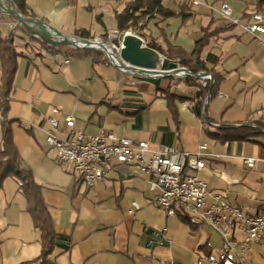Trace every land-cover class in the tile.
<instances>
[{"label": "crops", "instance_id": "crops-1", "mask_svg": "<svg viewBox=\"0 0 264 264\" xmlns=\"http://www.w3.org/2000/svg\"><path fill=\"white\" fill-rule=\"evenodd\" d=\"M79 1L84 0H36L29 6L34 19L74 37L76 27L69 35L63 32L70 9L62 8V3L69 8L72 4L77 7ZM197 1L198 6L208 9L205 12L215 19L212 30L223 28L220 24L223 19L213 10L220 2ZM226 3L236 7V19L242 17L244 9L249 15L253 10V2L246 6L235 0ZM97 17V23L103 25L102 15ZM1 18L6 19L7 25L4 33L0 30V36L4 37L11 29L8 18L0 12ZM207 22L208 19L202 28ZM80 28L89 31L92 38L110 33L105 28L96 31ZM199 29L188 33V28H181L169 43L190 52L200 38ZM29 33L27 30L18 32L14 42L20 57L11 88L8 118L13 121V143L21 166L30 169L36 183L42 186L43 201L55 234L71 240L67 251L53 250V264H210V259L221 261L223 258L224 264H237L234 252L222 255V238L218 232L191 221L184 223L179 215L168 217L153 201L146 177L139 176L135 166L110 170L103 180L86 189L78 182L73 167L58 162L55 152L44 142L43 122L51 107H56L73 117V130L86 136H94L103 128L133 141L148 140L153 150L175 146L188 153L201 152L205 168L198 173L199 177L211 190L223 193L228 204L258 215L264 213V151L260 150L264 138L258 139V143L201 142V120L185 106L188 102L195 111H201L195 98L198 87L189 86L185 79L171 83L172 94L188 99L177 105L180 125L176 129L164 94L150 82L161 80L159 86L165 89L168 82L162 79L166 77H135L137 75L131 72L107 64L104 58L94 63L81 57L55 59L30 40L31 36L39 39ZM182 34L185 39L177 38ZM252 42L257 44L255 51L241 54L236 65L228 69L226 62L234 57L235 47L250 46ZM209 52L221 57L216 67L218 73L232 75L241 82L238 93L232 94L220 119L211 115L210 118L216 124L243 123L249 114L264 107V34L252 35L234 26L212 39L202 58ZM64 59L69 63H64ZM250 71L252 76L247 75ZM216 96L224 99L223 94ZM238 102H242L241 107ZM62 127L60 138L67 130ZM202 144L204 150L199 149ZM249 158L254 159L252 167L244 162ZM220 172L237 183L227 185L217 176ZM16 191L17 185L12 194L0 192V264H35L41 251L39 235L25 212L24 198ZM134 203L139 206L138 210L134 209ZM232 230L234 240L241 241L243 231L237 227ZM244 264H264L261 243L254 245Z\"/></svg>", "mask_w": 264, "mask_h": 264}, {"label": "built area", "instance_id": "built-area-1", "mask_svg": "<svg viewBox=\"0 0 264 264\" xmlns=\"http://www.w3.org/2000/svg\"><path fill=\"white\" fill-rule=\"evenodd\" d=\"M191 4L198 6L200 3L192 0ZM0 12L6 15L2 10ZM218 13L229 25L239 26L252 35L264 34V12H251L247 18L236 19L232 9L223 2L220 3ZM17 23H11L10 29L17 27ZM127 33L134 34L131 31L120 33L114 30L103 37L93 38L92 44H89L92 48H89L103 53L106 63L115 67L122 48V38ZM54 57L59 59L60 56ZM64 63H69V60L64 59ZM173 77L175 80L194 78L201 87H206L212 81V76L208 73L203 79H198L191 72ZM185 106L194 111L190 103H185ZM62 125L67 130L60 138L58 134L62 132ZM73 126L74 119L71 115L51 107L43 122L44 142L55 152L58 162L73 167L78 174V182L86 189L103 180L110 170L120 166H135L138 175L146 177L149 192L154 196L153 201L168 217H187L189 221L206 226L221 235L223 256L232 251L237 257V264H244L245 257L252 253L255 244L261 243L264 248V213L248 214L243 209L228 204L223 193L211 190L198 175L205 168L201 152L188 153L175 146H162L153 150L148 140L133 141L103 128L94 136H86L73 130ZM199 149L204 150L205 145ZM244 162L247 167H252L254 159H245ZM217 176L227 185L237 183V180L223 172ZM134 209H139L136 203ZM236 227L244 234L243 239L238 242L233 238L232 229ZM209 262L219 264L218 260L210 259Z\"/></svg>", "mask_w": 264, "mask_h": 264}, {"label": "trees", "instance_id": "trees-1", "mask_svg": "<svg viewBox=\"0 0 264 264\" xmlns=\"http://www.w3.org/2000/svg\"><path fill=\"white\" fill-rule=\"evenodd\" d=\"M229 0H215L216 2H226ZM15 11L23 17L31 18L34 20L35 15L27 4V0H12ZM186 3V2H184ZM178 7V10L169 9L161 0H131L126 3L122 11L115 13L116 30L120 33L131 31L140 36L146 45L161 53L166 60L175 62L179 67L186 68L194 75L200 72H206L213 78V85L209 95V102L205 112V120L202 114L203 106L206 101L210 83L206 87L198 85V81L194 78H186V83L189 86L198 87L195 95L196 100L199 101L201 111H195L196 117L201 120L202 130L206 136L214 141L225 144L229 142H257L258 139L264 138V115L258 119H250L243 123L225 124L217 123L213 128L214 121L207 114L210 101L216 97L221 84L226 81V74H221L216 71V67L221 63V57L215 56L210 52L202 58V53L210 45L212 39L216 38L222 32L230 30L233 25H225L224 29L209 30L201 29L200 38L194 42L192 51H184L178 45H173L165 42L164 48H161L155 42L150 34L146 33L148 25L151 21L161 18L180 19L183 21L192 15L190 4H184ZM252 12H264V0H254ZM246 9H244V13ZM245 16L247 18L249 16ZM11 18V17H10ZM13 19V18H11ZM99 20V17H97ZM14 21V19H13ZM16 22V21H15ZM18 24V23H17ZM25 29L21 25H17L11 29L6 36H0V189L2 188L3 181L11 178L17 185V193H19L25 201V212L32 220L33 228L38 232L41 251L38 258L33 262L35 264H53L51 260L52 252L55 248L63 251L70 249V237L60 236L55 234L53 223L47 207L42 197V186L37 184L32 171L26 167L21 166V159L18 150L13 143V135L11 125L12 120L8 118L10 111V95L13 88L14 76L17 70V61L20 53L17 52L14 44L16 34ZM73 36L81 40H92L89 31L79 28L73 33ZM30 40L39 44L40 49H44L47 53L52 55H59L60 57H81L89 58L92 63L99 62L103 58L102 54L95 49H63L53 48L48 46L34 37L31 36ZM36 48V47H33ZM162 80L167 82L173 81V77H166ZM161 80L150 81L156 86L157 90L164 94L166 100L167 110L176 126L179 129V114L177 105L186 102L188 99L176 96L166 89L159 86ZM258 112H264V107L249 114L248 116L255 115ZM260 144V143H259ZM260 150L264 151V145L260 144ZM184 223H190L187 217L181 216ZM224 258L219 261V264H224Z\"/></svg>", "mask_w": 264, "mask_h": 264}, {"label": "rangeland", "instance_id": "rangeland-1", "mask_svg": "<svg viewBox=\"0 0 264 264\" xmlns=\"http://www.w3.org/2000/svg\"><path fill=\"white\" fill-rule=\"evenodd\" d=\"M40 1H44V0H40ZM131 0H84V1H79V3L77 4V7H75L74 4H72L69 8L67 7L66 3H62V8H67L70 9L69 10V15L66 18V26L63 29V32L66 34H70L71 31L73 30V28H80V27H84V28H90L91 30H102L103 28L106 29V31H114L116 30V22H115V13H119L122 11L123 7L125 6L126 3L130 2ZM192 0H165L163 1V3L166 5V7H169V9H173V10H178V7H180L181 5L184 4H190V8L192 10V15L185 20H181L180 19H168V20H163L161 18H158L156 20H153L150 22V24L148 25L147 31L146 33L150 34L151 38L158 43V45L162 46L161 48H164L165 46V42L169 43L172 42V40L176 37L173 38V36L178 35V30L181 28H188V33L193 31V30H197V28L199 29V34L201 29H209L212 30V26H214L215 24V19L212 18V14L210 13V15H208L205 12V9L202 8V6H193L191 4ZM238 1L240 3L243 4V6L254 2V0H249V2H243V0H235ZM36 2V0H27V4L28 6L30 4H34ZM50 2H52V0H50ZM200 2H202V0H200ZM5 3L9 4V1L6 0ZM226 3V2H225ZM7 4V5H8ZM214 5V4H212ZM227 5L229 6V4L227 3ZM230 7V6H229ZM29 8L31 9V7L29 6ZM233 10V17L234 15L236 16V12H235V8L234 6L230 7ZM220 9V5H215L213 7V10L215 11H219ZM247 10V9H246ZM206 11H208V9H206ZM102 15V21H103V25L97 23L96 17L98 15ZM241 14L249 16V14H247L246 12L244 13V11H241ZM67 15V13H66ZM242 17H245L243 16ZM9 21V23H14L15 21H13V19H11L10 17H7ZM2 19V20H1ZM0 19V30L2 33H4L5 29L7 28V25H5V18H1ZM207 25L205 26V28H202V25H204V23L207 21ZM157 21V23H155ZM222 24L224 27H226L225 25H229L228 22H226L225 20H223ZM221 28V29H224ZM215 29H219V28H215ZM213 29V30H215ZM33 35L38 38L41 42L46 43L48 46L53 47V48H62L63 49H73V46L70 45H55L52 44L51 42H49L44 36L40 35V34H35L34 32H32ZM192 35L194 34L193 32L191 33ZM198 34V33H197ZM155 35V36H154ZM196 36V35H195ZM194 36V37H195ZM98 38V37H97ZM173 38V39H172ZM177 38H181V39H185L184 34H182L180 37ZM217 38V37H216ZM19 40L17 39L16 42H18ZM247 41V39H246ZM247 44V43H246ZM257 48V44L253 43L249 46V45H239L238 47H235L233 53L235 52V55H233V58H229L228 61L226 62V67L228 69L233 68L232 66H235L236 63L238 62L239 57H241V54H251L255 51V49ZM100 52V51H99ZM101 53V52H100ZM102 56L104 57V54L101 53ZM248 76H252L253 72L250 71L249 73H247ZM135 77H138L135 76ZM177 83L178 80H175V78L173 77V81L168 82V88L166 87V91L171 90V83L174 82ZM241 82L238 79H234L232 77V75H228L226 76V81L220 85L218 91L216 92V95L219 94H223L224 95V99L220 100L218 99V97H214L209 104V107L207 109V114L209 115V117L213 116L214 118L220 119V116L222 114V111L225 109V107L230 104L231 100H232V94H237L238 90H239V84ZM185 103V102H184ZM237 105L239 107L242 106V102H238ZM189 110V109H188ZM191 111V110H190ZM211 115V116H210ZM262 115H264V112H258L255 115H251L248 116L247 118L250 119H255V118H260ZM247 120V119H246ZM213 128H215L217 126L216 123L212 124ZM210 141H213L215 143H218L216 141H214L213 139H211L210 137L206 136V134L203 132L202 130V137H201V142L204 143H210ZM220 144V143H219ZM203 145V144H202ZM15 182L11 179V178H7L3 181L2 184V188L0 189L1 191H6L7 194H12L14 188H16V185L14 184Z\"/></svg>", "mask_w": 264, "mask_h": 264}, {"label": "water", "instance_id": "water-1", "mask_svg": "<svg viewBox=\"0 0 264 264\" xmlns=\"http://www.w3.org/2000/svg\"><path fill=\"white\" fill-rule=\"evenodd\" d=\"M6 0H0V10H2L6 15L13 18L14 21L18 22L25 30L30 31L29 34L33 35L40 34L44 36L49 42L48 32L54 33L53 36L63 37L66 40H74L75 42H81L82 46H73L74 49H85L92 48L91 40H81L75 37H70L62 34L61 32L53 29L41 20L31 19L21 16L15 11L14 4L12 0L9 1V5L5 3ZM34 36V35H33ZM122 48L117 58V64L114 65L115 68L120 69L123 72H131L135 75L145 76V77H173L176 72H189L186 68L179 67L177 63L166 60L161 53L157 50L148 47L143 39L135 34L127 33L122 38ZM193 74V73H192ZM206 72H200L196 75L198 79H203ZM213 85V78L210 82V87L208 90V95L203 106V117L205 120V112L209 102V95Z\"/></svg>", "mask_w": 264, "mask_h": 264}, {"label": "bare ground", "instance_id": "bare-ground-1", "mask_svg": "<svg viewBox=\"0 0 264 264\" xmlns=\"http://www.w3.org/2000/svg\"><path fill=\"white\" fill-rule=\"evenodd\" d=\"M47 34H48L50 42L55 45H70V46H75V47L83 45L81 42H78V41L75 42L73 39L66 40L63 37L53 36L54 33L52 32H48ZM181 74H182L181 72H176L175 75L180 76Z\"/></svg>", "mask_w": 264, "mask_h": 264}]
</instances>
